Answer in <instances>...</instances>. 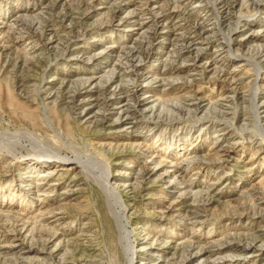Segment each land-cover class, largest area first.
Returning <instances> with one entry per match:
<instances>
[{"label":"rangeland","instance_id":"1","mask_svg":"<svg viewBox=\"0 0 264 264\" xmlns=\"http://www.w3.org/2000/svg\"><path fill=\"white\" fill-rule=\"evenodd\" d=\"M0 45V264H129L108 185L131 264H264V0H0Z\"/></svg>","mask_w":264,"mask_h":264},{"label":"bare ground","instance_id":"2","mask_svg":"<svg viewBox=\"0 0 264 264\" xmlns=\"http://www.w3.org/2000/svg\"><path fill=\"white\" fill-rule=\"evenodd\" d=\"M126 1V0H125ZM129 2H131V1H129ZM231 2V1H230ZM222 3V2H221ZM219 4V3H218ZM144 5V4H143ZM137 6V5H136ZM178 6H180V5H178ZM124 7V6H123ZM221 7V6H220ZM141 8V7H140ZM226 8V7H225ZM228 8V7H227ZM136 9V8H135ZM137 10H139V9H137ZM136 11V10H135ZM146 11V10H145ZM190 11V10H189ZM148 12V11H147ZM228 12V11H227ZM129 13V12H128ZM129 15V14H128ZM130 16V15H129ZM222 16V15H221ZM131 17V16H130ZM133 17V16H132ZM160 17V16H159ZM118 18V17H117ZM129 18V17H128ZM222 18V17H221ZM120 19V18H119ZM203 19V18H202ZM128 20V19H127ZM126 20V21H127ZM140 21V20H139ZM222 21V20H221ZM129 22V21H128ZM130 23V22H129ZM199 23V22H198ZM204 23V22H203ZM226 23V22H225ZM138 25V24H137ZM142 25V24H141ZM48 26V25H47ZM37 29H38V27H36V28H33V27H29V29H25V28H22L21 29V32H20V35L21 34H32L33 36L31 37V38H36V31H37ZM25 30V31H24ZM52 31H54V30H52ZM191 33V32H190ZM50 34V33H49ZM151 34V33H150ZM19 35V34H18ZM153 35V34H152ZM188 35V34H187ZM37 36H38V34H37ZM195 37V36H194ZM183 38V37H182ZM151 39V38H150ZM184 39V38H183ZM46 40V39H45ZM230 40V39H229ZM32 41H34V40H32ZM188 41V40H187ZM204 41V40H203ZM235 42V41H234ZM181 43V42H180ZM135 44V43H134ZM135 45H137V44H135ZM139 45V44H138ZM150 45V44H149ZM219 45V44H218ZM141 46V45H140ZM145 46V45H144ZM7 47L6 46H1L0 45V50H4V49H6ZM34 47L32 46V47H30V49H33ZM139 48V47H138ZM181 48V47H180ZM217 48V47H216ZM132 50L133 51H130V52H128V55L127 54H123V57H125L127 60H130L129 58L131 57L130 56V54L131 53H133L134 52V54L137 52V49L135 48H132ZM180 50V49H179ZM183 50V49H182ZM220 50V49H219ZM181 51V50H180ZM138 53V52H137ZM141 54H142V52H141ZM181 54V53H180ZM121 56V55H120ZM140 56V55H139ZM183 56V55H182ZM196 56V55H195ZM214 56V55H213ZM135 58H136V55H135ZM192 59V58H191ZM138 61L140 60V58H138L137 59ZM213 60V59H212ZM211 61V60H210ZM213 62V61H212ZM118 65V64H117ZM134 65H130V67H132V68H134L133 67ZM126 66H123V65H118V66H116V69L117 70H119V71H121L122 73H127L128 71L129 72H131V69H127V68H125ZM138 68V67H137ZM169 69V68H168ZM192 69V68H191ZM138 70V69H137ZM174 70V69H173ZM171 71V70H170ZM172 72V71H171ZM180 72V71H179ZM236 73V72H235ZM126 75V74H125ZM134 75V74H133ZM226 75V74H225ZM111 76H112V74H111ZM128 77H129V75H127ZM132 76V75H131ZM237 76V75H236ZM235 76V77H236ZM257 76V75H256ZM218 81V80H217ZM221 81V80H220ZM223 82V81H222ZM227 82V81H226ZM106 87V86H105ZM104 87V88H105ZM101 88V87H100ZM131 88V87H130ZM87 89V88H86ZM98 89V88H97ZM102 90V89H101ZM100 90V91H101ZM130 91V90H129ZM135 91V90H134ZM99 92V91H98ZM109 92V93H108ZM121 93H123V92H121ZM130 93V92H129ZM134 93V92H133ZM99 94H101L102 95V104H104L105 106H109V105H112V103H113V100H112V98L114 97V95L116 94L115 93V90H113V91H111V90H104V91H102L101 93L99 92ZM118 95V94H117ZM76 96V95H75ZM80 96V95H79ZM87 97V96H86ZM131 97H133V96H131ZM66 100V99H65ZM69 100V99H68ZM184 100V99H183ZM196 100V99H195ZM88 101V100H87ZM97 101V100H96ZM185 101V100H184ZM188 102V101H187ZM201 102V101H200ZM97 103V102H96ZM99 103V102H98ZM122 103L123 102H119V103H117V104H121V105H119V106H115V108H117V112L119 113V115L121 116V117H126V116H129V112H130V107H128V106H126V104L125 105H122ZM195 105V104H194ZM185 106V105H184ZM115 108H113V107H108V108H105L104 109V111H108V110H112V109H115ZM176 110V109H175ZM97 114V113H96ZM0 135H2L1 133H0ZM25 135H29L28 133L26 134L25 133ZM29 136H31V135H29ZM41 143V142H40ZM39 144V143H38ZM39 145H41V144H39ZM40 150V149H39ZM46 151V150H45ZM50 153H51V151H49ZM45 156V155H44ZM52 156L56 159V162H60V163H63V165L64 164H66V163H72V164H76V165H82V166H84V165H86V164H88L87 163V161H89V160H87V161H83V159H81V158H69V157H60L58 154H52ZM152 157V156H151ZM49 159V158H48ZM87 159V158H86ZM190 159H193V158H190ZM90 160H92V159H90ZM97 162H98V160L97 159H95ZM187 161V160H186ZM55 162V161H54ZM95 163V162H94ZM160 168L161 167H156V166H154V167H149L148 169H146L145 171H146V173L147 174H154V173H156L158 170H160ZM142 171V170H141ZM146 174V175H147ZM145 175V176H146ZM163 175H165V174H163ZM165 177V176H164ZM179 177V176H178ZM105 178H107V177H105ZM179 179V178H178ZM180 179H181V177H180ZM105 181H106V183H107V181H108V179H105ZM141 181V180H140ZM180 181V180H179ZM182 184H184L185 185V187L187 186H189L190 188L192 187V184H193V181H190V180H187V181H182L181 182ZM213 184V183H212ZM175 185V184H174ZM209 185H211V184H209ZM109 186V190L107 191L108 193H111L112 195H114V197L116 198V205H117V207H118V210H117V212H116V214H117V217H116V219H117V224H118V228H119V232H121V233H125V234H127V232H128V236H130V238L128 239V243H127V247L125 248V253H126V258H127V261L129 262V264H131L132 263V261H133V256H132V250H133V248H134V246H135V243H134V241L131 239V233H130V231H128L126 228H127V219H125V216H124V213H125V210H126V208H125V205H123V203H122V201H121V197L119 196V194L117 193V191L116 190H114L110 185H108ZM188 187V188H189ZM178 188V187H177ZM189 188V189H190ZM207 189V188H206ZM184 190H186L185 188H184ZM188 191V190H187ZM207 202V201H206ZM197 206V205H196ZM201 206V205H200ZM195 208V207H194ZM199 210V209H198ZM202 210V209H201ZM194 211V210H193ZM197 211V210H196ZM192 212V211H191ZM202 212V211H201ZM194 214H198L197 212H195ZM193 213L191 214V216H193L194 215ZM48 216V215H47ZM194 217V216H193ZM191 219V218H190ZM190 219H189V221H190ZM201 219V218H200ZM200 221V220H199ZM189 223V222H188ZM41 231V230H40ZM41 234V233H40ZM51 239V238H50ZM249 239V238H248ZM237 241H240V239H238ZM224 243V242H223ZM47 244H48V242H47ZM213 245H214V243H213ZM252 244H250L249 245V243H247V245L246 246H243V248L241 249L242 251H244V253H247V252H251V253H254V252H259V250L262 248V246H260V247H258V248H254L253 246H251ZM43 246H44V242H43ZM218 246V245H217ZM22 247V246H21ZM220 247H221V245H220ZM188 248H189V253H188V256H190V258H191V260H192V258L193 259H196V258H198L200 255H201V253H202V250H195L194 249V246L193 245H190V246H188ZM199 248V247H198ZM213 247H211V248H208L207 249V252H209V253H212L213 252V249H212ZM28 249V248H27ZM197 249V248H196ZM44 250V249H43ZM228 250V249H227ZM131 251V252H130ZM223 251V250H222ZM221 252V251H220ZM256 252V253H257ZM239 253V252H238ZM215 254V253H214ZM249 254V253H248ZM240 255V254H239ZM251 255V254H250ZM209 257V256H208ZM212 257V256H211ZM234 257V256H233ZM240 257V256H239ZM253 257V256H252ZM203 258V257H202ZM187 259V258H186ZM186 259L185 260H183V261H181L182 263H184L185 261H186ZM205 259V258H204ZM211 260V259H210ZM195 261V260H194ZM199 261V260H198ZM197 261V262H198ZM6 263V262H5ZM210 263V262H209ZM226 263V262H225ZM171 264V263H170ZM233 264H239V262H233Z\"/></svg>","mask_w":264,"mask_h":264}]
</instances>
